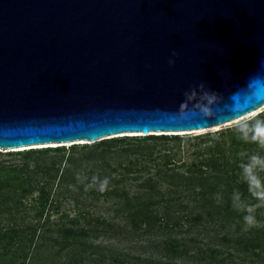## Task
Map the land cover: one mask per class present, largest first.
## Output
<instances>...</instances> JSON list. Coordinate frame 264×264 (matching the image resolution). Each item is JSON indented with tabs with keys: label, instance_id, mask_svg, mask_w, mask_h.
Listing matches in <instances>:
<instances>
[{
	"label": "water",
	"instance_id": "water-1",
	"mask_svg": "<svg viewBox=\"0 0 264 264\" xmlns=\"http://www.w3.org/2000/svg\"><path fill=\"white\" fill-rule=\"evenodd\" d=\"M262 106L264 0H0L1 150L204 130Z\"/></svg>",
	"mask_w": 264,
	"mask_h": 264
},
{
	"label": "trees",
	"instance_id": "trees-1",
	"mask_svg": "<svg viewBox=\"0 0 264 264\" xmlns=\"http://www.w3.org/2000/svg\"><path fill=\"white\" fill-rule=\"evenodd\" d=\"M146 137L150 138L139 139L134 146L149 147V157L158 153L155 149L159 142L169 140L159 138V135ZM220 139L217 135L207 138L215 145L206 151L210 155L203 161L204 169L203 165L199 169L196 164L179 165L172 155L159 151L158 157L164 158V163L145 180L146 189L134 195V199L126 197L127 218L132 220L135 229L144 228L146 233L163 230L174 236L169 235L161 241L162 249L158 255L123 257L115 252L108 258L112 264H185L187 261L192 264H264V211L259 206L260 197L254 195V191L262 189L264 181L259 185L252 168L256 183H250L244 178L243 169L251 162L253 149L240 153L235 163L230 164L226 142ZM241 141L242 138H236L231 146L239 147ZM125 143V140H106L97 146L87 147L81 157L76 155L77 147H72L70 152L62 148L65 146L30 149L18 151L25 152L22 154L23 162L19 164L0 161V243L3 248L14 251L19 246L21 231L17 227L18 219L22 218V213L32 209L36 212L32 240L36 237L37 241L52 239L55 244L63 245L60 251L76 246L77 252L58 264H83L89 246L86 234L79 228H48L46 225L51 216L46 212L52 209L58 212L55 207L59 206L58 199L54 196L56 186L71 182L70 177L80 172L86 175L95 172L88 167L82 169L84 162L104 160L114 171L116 166L107 164V159L113 153V147ZM260 156L264 157V151ZM107 184L102 193H109ZM36 193L38 195L34 197ZM166 194L178 195L179 203L176 201L175 205L167 200ZM31 195L33 198L29 203ZM156 197L160 199L156 200ZM6 221L7 227L4 226ZM13 254L12 263L21 257L15 251ZM22 258L29 260V253L23 254ZM95 263L106 264L102 259Z\"/></svg>",
	"mask_w": 264,
	"mask_h": 264
},
{
	"label": "rangeland",
	"instance_id": "rangeland-1",
	"mask_svg": "<svg viewBox=\"0 0 264 264\" xmlns=\"http://www.w3.org/2000/svg\"><path fill=\"white\" fill-rule=\"evenodd\" d=\"M258 117L264 119V110L257 115L216 130L205 132L190 131L189 134L168 133V136L157 134L161 136L159 138H168L169 140L157 144L155 150L158 153L155 152L156 154L153 157H149V147H145L144 145L134 146L139 139L145 140L150 138L146 137V135L141 134L140 136L142 137L133 138L134 134L129 133L125 136L108 139L127 141L125 144H118L113 147V153L107 159L109 162L107 164L115 165L116 169L113 171L106 165L104 160H88L84 162L81 166L82 169L88 167L90 170L94 169L95 172L91 175L80 172L79 175H76L77 177L75 175L70 177L72 179L71 182L61 187H55L56 193L54 196L55 199H58L57 204L59 205L55 207L58 212L54 209L46 212L47 215L51 216L46 226L52 230L61 227L82 229L86 234L85 239H87L89 244L83 264H96L95 262H99L100 259L105 260L106 264H112L108 258L111 257V254H115V252L123 257L127 255L141 257L154 256L153 254L158 255L162 249V245L160 246L161 241H164L170 234L164 233L163 230L146 233L144 228H133L132 220L129 217L127 218L129 209L126 197L128 196L132 199L134 195L146 189L144 188L145 180L152 176L164 163V158L158 157L160 155L159 151L172 155L179 165L196 164L197 169H199L203 165L205 157L210 155L206 151L209 147L215 145L214 141L207 140V138L217 135L221 138L220 140L226 142V156L230 164L235 163L236 158H239L241 156L240 153H243L245 150L253 149L254 155L260 156L264 151V145H261L259 140L243 139L239 131L242 123H251ZM153 136H156V134H153ZM239 137L242 138L240 146H231L232 142L236 138L239 139ZM199 138L205 141H201ZM102 142L91 143L86 141L85 143L66 144L65 147H61L65 148L67 152H70L72 147H77L78 153L76 155L81 157L85 155L87 147H94ZM34 147V150H37L48 147H59V145L48 144ZM28 150L30 149L28 148ZM24 153L0 149V161L19 164L23 162L22 154ZM98 157L96 156V158ZM137 159L138 161H136ZM202 168H205L204 165ZM253 173L258 177L257 181H259V185L260 183L262 184L264 181V165H255ZM105 184L109 186L108 194L102 193ZM262 189H264V186H262ZM93 192H96V194H93ZM37 195V193L34 194V197ZM166 195L167 200L174 204L176 201L179 203L178 195ZM160 197H156V200L160 199ZM32 198V195L29 196V203L32 202ZM133 205L135 204L133 203ZM259 206L264 211V203L261 202V198ZM161 207L163 209L162 205ZM35 213L34 210L30 209L28 212L22 213V218L18 219L19 225L17 227L21 231V238L18 239L19 246H16L13 250L17 252L19 257L21 255V257L17 262L12 263L11 258L14 255V251L5 250L2 243H0V264H58L77 252L78 248L76 246L60 251L63 245L55 244L52 239L46 241L38 239L37 241L36 237L33 241L32 227L36 223L33 218ZM7 225L8 221L4 223L5 227ZM170 236H174V234ZM202 236L200 234L201 238ZM203 243L207 244V242ZM38 245H40V248L37 250ZM27 253H29V260L26 261L22 258V255ZM185 264L192 263L187 261Z\"/></svg>",
	"mask_w": 264,
	"mask_h": 264
},
{
	"label": "clouds",
	"instance_id": "clouds-1",
	"mask_svg": "<svg viewBox=\"0 0 264 264\" xmlns=\"http://www.w3.org/2000/svg\"><path fill=\"white\" fill-rule=\"evenodd\" d=\"M255 91L252 97H255ZM239 131L242 134L243 139L259 140L261 145H264V119H255L251 123L244 122L240 125ZM251 162L243 166L244 178L250 183H256V178L252 175V168L257 165H264V157L258 155H252L250 157ZM254 195L261 198V202L264 203V189L254 191Z\"/></svg>",
	"mask_w": 264,
	"mask_h": 264
},
{
	"label": "bare ground",
	"instance_id": "bare-ground-1",
	"mask_svg": "<svg viewBox=\"0 0 264 264\" xmlns=\"http://www.w3.org/2000/svg\"><path fill=\"white\" fill-rule=\"evenodd\" d=\"M264 110V106H262L261 108H259L258 110H255V111H253V112H251V113H249V114H247V115H245V116H243V117H241L240 119H237V120H235V121H233V122H230V123H227V124H223V125H218V126H214V127H211V128H208V129H204V130H196V132H198V131H203V132H205V131H209V130H216V129H219V128H221V127H224V126H228V125H231V124H233V123H237V122H239V121H241V120H243V119H245V118H248V117H250V116H254V115H257V114H259L260 112H262ZM190 133V131H185V132H178L177 134H189ZM127 134H129V133H125V134H122V135H119V136H116V137H120V136H123V135H127ZM133 134H142V133H133ZM157 134H161V133H157ZM168 134V133H167ZM172 134V133H171ZM86 141H78L77 142V144L78 143H85ZM66 144H73V143H66ZM51 145H58V143H55V144H51ZM23 148H26V147H22V148H16V149H12V150H10V151H19L20 149H23ZM30 149V148H29ZM9 151V150H8ZM22 151V150H21Z\"/></svg>",
	"mask_w": 264,
	"mask_h": 264
}]
</instances>
